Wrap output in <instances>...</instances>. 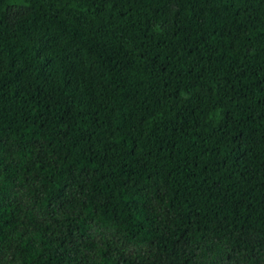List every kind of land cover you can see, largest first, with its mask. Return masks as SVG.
Listing matches in <instances>:
<instances>
[{
  "label": "trees",
  "instance_id": "obj_1",
  "mask_svg": "<svg viewBox=\"0 0 264 264\" xmlns=\"http://www.w3.org/2000/svg\"><path fill=\"white\" fill-rule=\"evenodd\" d=\"M0 264H264V0H0Z\"/></svg>",
  "mask_w": 264,
  "mask_h": 264
}]
</instances>
